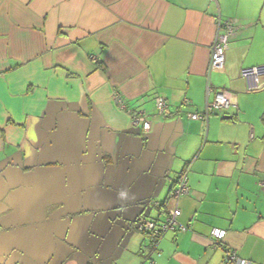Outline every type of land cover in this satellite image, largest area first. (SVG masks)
<instances>
[{
    "label": "crops",
    "instance_id": "obj_1",
    "mask_svg": "<svg viewBox=\"0 0 264 264\" xmlns=\"http://www.w3.org/2000/svg\"><path fill=\"white\" fill-rule=\"evenodd\" d=\"M218 16L235 32L211 70ZM114 94L146 111L148 133ZM216 95L229 106L188 117ZM263 180L264 0H0V202L19 189L0 264H225L227 251L264 264ZM174 206L187 227L156 251L137 220Z\"/></svg>",
    "mask_w": 264,
    "mask_h": 264
},
{
    "label": "built area",
    "instance_id": "obj_2",
    "mask_svg": "<svg viewBox=\"0 0 264 264\" xmlns=\"http://www.w3.org/2000/svg\"><path fill=\"white\" fill-rule=\"evenodd\" d=\"M235 32V25L230 19L222 20L219 16L217 17L216 32L213 38V42L210 46V60L208 64L209 69H221L225 62V52L230 47L231 36ZM240 76L244 78L247 82V90H254L260 88L259 84V71L257 66L243 67L240 69ZM208 92L211 88H207ZM114 101L116 104L126 110L130 116V124L140 129L144 134L148 133L150 130L151 122L148 114L145 110L137 109H127L123 103L121 97L118 94H114ZM230 101L226 96L216 95L214 100L209 102L206 101L204 111L201 113H189L188 117L191 119H203L207 120L208 114L214 109L228 107ZM155 107L159 114L164 115L167 110V103L164 97L157 96L155 98ZM264 185V180L262 182ZM189 193V188L187 184L186 170L179 173L175 180L174 186L169 192V197L177 200L180 196ZM156 207L157 204H154ZM180 210L177 206L166 211L163 219L156 223L152 220L145 218H139L137 220V229L141 232L149 234L151 237V245L157 251L158 241L163 237V235L170 229L178 227L181 230L186 229V225L179 221ZM210 238L214 245H217L226 235V231L220 228H211L209 232ZM225 264H249L248 261L240 259L236 256L234 252L227 251L224 259ZM152 262L150 261L149 264Z\"/></svg>",
    "mask_w": 264,
    "mask_h": 264
},
{
    "label": "water",
    "instance_id": "obj_3",
    "mask_svg": "<svg viewBox=\"0 0 264 264\" xmlns=\"http://www.w3.org/2000/svg\"><path fill=\"white\" fill-rule=\"evenodd\" d=\"M229 117V116H228ZM18 190H13L7 194L2 202H0V213L6 211L12 204L15 202V197L18 193Z\"/></svg>",
    "mask_w": 264,
    "mask_h": 264
},
{
    "label": "trees",
    "instance_id": "obj_4",
    "mask_svg": "<svg viewBox=\"0 0 264 264\" xmlns=\"http://www.w3.org/2000/svg\"><path fill=\"white\" fill-rule=\"evenodd\" d=\"M184 170H186V167H185L183 170H181V172L184 171ZM186 173H187V171H186ZM178 175H179V174H178ZM169 192H170V190H169ZM169 192H168V194H169ZM168 197H169V195H168ZM158 206H159V207H160V206L162 207V204H158ZM165 213H166V212H165ZM170 230H179V231H181V229L178 228L177 226L174 227L173 229H170ZM170 230H168V231H170ZM168 231H167V232H168Z\"/></svg>",
    "mask_w": 264,
    "mask_h": 264
}]
</instances>
